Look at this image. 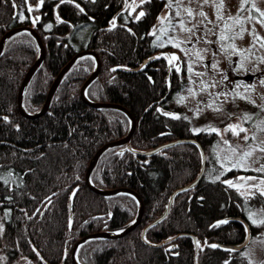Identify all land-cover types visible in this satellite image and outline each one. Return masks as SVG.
Returning <instances> with one entry per match:
<instances>
[{
    "label": "trees",
    "instance_id": "obj_1",
    "mask_svg": "<svg viewBox=\"0 0 264 264\" xmlns=\"http://www.w3.org/2000/svg\"><path fill=\"white\" fill-rule=\"evenodd\" d=\"M129 1L44 0L40 5L39 0H2L0 5V40L7 31L27 25L46 49L23 98L26 112H38L55 77L75 54L92 50L102 67L87 97L130 111L136 120L132 149L148 151L192 137L205 152L201 182L173 199L167 216L145 232L144 242L143 230L161 216L171 194L197 179L199 150L180 144L148 157L125 146L107 150L91 181L104 190L137 192L145 205L141 225L120 239L88 241L77 258L81 264H250L241 252L218 244L245 241L246 229L232 218L245 219L256 233L262 225L253 223L249 211L264 209V198L245 199L217 177L214 134L194 133L184 116L174 118L167 103L177 76L168 72L162 54L140 71H130L168 49L155 45L151 31L166 0H146L139 19L130 14ZM38 51L25 32L11 37L0 56V255L4 264L20 258L30 264H73L71 252L79 239L124 228L137 214L130 194L103 196L85 184L89 161L100 147L126 136L130 122L116 109L92 108L80 98L95 67L91 56L65 74L47 113L23 117L18 90ZM168 239L173 240L155 246Z\"/></svg>",
    "mask_w": 264,
    "mask_h": 264
},
{
    "label": "rangeland",
    "instance_id": "obj_2",
    "mask_svg": "<svg viewBox=\"0 0 264 264\" xmlns=\"http://www.w3.org/2000/svg\"><path fill=\"white\" fill-rule=\"evenodd\" d=\"M144 2L146 0H130L127 5L128 10L132 11L136 17L141 12L140 7ZM222 2L224 5L222 12L225 21L231 24L228 17H234L238 14L241 0H222ZM252 4H255L257 9L264 11V0H249V3L245 5V9L251 7ZM183 7H191L196 11H204L208 19L214 21L219 26L213 28V24H207V28H204L203 31H197L194 35L183 32L177 26L180 18L176 17L177 9L175 5L169 11L166 0V5L163 7L162 12L151 29L152 34L155 31V34H153L154 42L157 47L167 48L173 52L174 56H179V60L181 59V62H183L186 72V74H182L184 77L180 76L181 74L177 75L175 81L177 83L175 85L176 90L172 93L167 105L173 116L177 118L184 116L187 121H190L193 130L203 129L202 132L209 136L214 134L213 136L217 140L213 145L212 152L216 156L217 161L215 164L220 167L219 173L216 176L221 177L225 181H228L230 178L229 181H232V187H236L243 198L251 199L257 197L261 191H264V184L261 183L264 181V172H258L255 169L260 168L264 164V152L258 149L252 151L249 145L255 147L261 141H264V131H261L257 127L259 122L264 120V111H261V106H264V85L260 84V80L264 79V63H261L258 59L264 57V47L261 46L264 43V26H261L256 21L247 22L248 12L245 10L244 12H239V15L245 19L244 28L246 31L242 38L238 37L235 41L226 40L209 44L205 41H218L219 34L224 29V21L216 20L215 8L209 4L204 5L200 9L199 3L196 0H193L191 4H188V0H184ZM182 15L185 21L189 19L185 13H182ZM253 15H258V13L254 11ZM165 16L169 17L171 24H169L168 20L161 23L160 18ZM201 19V17L196 16L195 20H192L191 23H186V27L198 24ZM199 27L203 28L204 26L201 24ZM208 29H213L216 35L207 33ZM253 29L256 35L261 38V40L256 42L255 47L252 46L253 36L251 33ZM197 37H200V39L198 40ZM173 38L176 41H184V43L176 47L172 42ZM189 39L191 43H188ZM221 43L224 44V48H227L228 44L234 43L237 53L231 54V49L225 51L221 48ZM249 48H251L250 52L245 51ZM205 49L207 51H204ZM196 52H200L201 56L197 57ZM213 52L216 55H213ZM240 61H243V69L236 70L240 68ZM212 64H216L217 67L209 70L206 65ZM189 66L192 69L191 72L188 71ZM194 73H204V75L196 76ZM223 76H227L228 79L224 81ZM211 83H215V87L202 88V84ZM237 83H239V87H237ZM247 85H254V87L246 88ZM233 91L250 98L254 103L240 99L239 96L233 97L231 95ZM224 92L229 93L227 98L220 95V93ZM209 105H212V107H209ZM217 107L220 108V111L214 110ZM245 114L250 116L251 119L242 122ZM234 123H238L248 129L247 135L251 137L254 134L256 139L252 140L250 138L245 143L243 140L245 133H241L237 137L231 132L223 131L227 125ZM211 128L218 129L219 135L216 132L213 133ZM224 141H228L229 143L225 144ZM237 145L240 148L233 153L232 148ZM246 151H252V155L246 158L247 166L234 167L236 162L240 160L242 153ZM240 177H244V179H240ZM248 177H254V179H248ZM261 197L264 198V196ZM249 217L252 218V221L255 220L254 224L258 226V224H261L260 221L264 220V209H251ZM261 225L256 233H252L247 247L240 251L241 255L250 264H264V224ZM3 261L4 258L0 255V264H4ZM14 264H30V261L26 258H20Z\"/></svg>",
    "mask_w": 264,
    "mask_h": 264
},
{
    "label": "water",
    "instance_id": "obj_3",
    "mask_svg": "<svg viewBox=\"0 0 264 264\" xmlns=\"http://www.w3.org/2000/svg\"><path fill=\"white\" fill-rule=\"evenodd\" d=\"M1 1L0 0V5H1ZM1 7V6H0ZM28 33L30 34L31 37L34 38L37 47H39V51L37 54V59L36 61L28 68L29 70L27 71V73L25 74L23 81L20 85L19 88V93H18V111L21 113V115L27 119H36L39 118L40 116L44 115L45 113L48 112V109L50 107L51 104V99L53 97V95L55 94V92L57 91V87L60 85L63 77L65 76L66 73H68V71H70V69L72 68V66L77 63L81 58L83 57H93L94 58V69L91 72V75L89 76V78L82 84L81 86V92H80V98H82L84 100V102L89 105L90 107H94V108H99V109H103V108H108V109H116L120 112H122L128 119H129V131L127 132L126 136H124L123 138L119 139V140H115L113 142H108L105 145H103L102 147H100L97 152L95 153V155L92 157V159L89 161V166L86 170V176H85V184H87V186L89 187V189L91 191H93L94 193H98L101 194L103 196H109V195H118L119 193H125V194H130L131 196H133V198L135 199V201L137 202L138 206H137V214L135 216V218L133 220L130 221L129 225H127L124 228H121L119 230H114V231H105V232H98V233H92V234H88V236H85L81 239H79L77 241V243L74 245L73 250L71 252V259L73 264H81L79 261L78 257V252L80 250V247L86 243H88V241L90 240H94V239H120V237H124L127 234H129L131 231H133L134 229H136L138 226H140V222L142 220L143 217V211H144V202L142 201V198L140 195L137 194V192H134L131 189H127V188H123V187H118L117 189H100L97 186H95L92 181H91V176H92V172L95 169L96 164L98 163L97 161L99 160V158L109 149H113L116 147H121V146H125V150H130L133 154H135L136 156H143V157H148V155H153L155 153H158L159 151L163 150V149H167L169 147L172 146H176V145H180V144H193L194 146H196L199 150L200 153V157L202 158V164H201V171L197 177L196 180H194L191 184L186 185L181 187L180 189H177L176 191H174L170 198H169V203L167 204L165 210L163 211V213L161 214L160 217H158L157 219L153 220L151 222V224H149L142 232V239L144 242H146L145 239V232L147 230H149L151 227L159 224V222L162 221V219H164L167 214L169 213L168 211L170 210L172 203H173V199L180 193H182L183 191H187L192 189L193 187L197 186L201 180L202 177L204 175L205 169H206V157H205V152L203 147L199 144V142L195 139V138H179L178 140L175 141H171L169 143L166 144H162L159 145L157 148L152 149V150H148V151H140V150H134L131 148L130 146V142H131V137L135 131V126H136V120L135 117L132 116V114L130 113V111L125 107H122L119 104H112V103H108V102H96V101H91L88 97H87V90L89 88V86L92 84L93 81H95L98 77V74L101 71V61L99 58V55H97L94 51L90 50H82L79 51V53L75 54L74 57L69 61V63H67L64 68L59 72V74L55 77L56 79L54 80V82L51 84V86L49 87V92L47 93L46 97H45V102L44 104L41 106V108L38 110V112L35 113H28L25 111L24 108V95L26 93V89L28 87V84L30 83V81L32 80L31 78L34 76V74L38 71V67L41 65V63L43 62V60L45 59V52L46 49L43 45L41 36H39V34L37 33V31L31 27V26H22V27H15L14 29H11L9 31H7L3 36L2 39L0 40V56L4 51V47L6 45V43L11 39V37L15 36V34L18 33ZM160 54H155L153 57L148 58L146 60H144V62L142 63L141 66H139L138 68L134 69V70H130L131 72L134 71H140L142 68H144V66L146 64H148L149 62L153 61L157 56H159ZM232 220L234 222H238L240 224H242L244 226V228L246 229V237H245V241L240 243V244H218L219 247L225 249V250H232L235 252H240L241 250H243L245 247H247L248 243L250 242V238L252 236V229L250 224L248 223V221H246L245 219L242 218H232ZM122 230V231H121ZM193 242L196 244L197 246V240L195 236H192ZM173 239H168L163 241V243H160L158 245L155 246H162L165 243H168L170 241H172Z\"/></svg>",
    "mask_w": 264,
    "mask_h": 264
},
{
    "label": "snow or ice",
    "instance_id": "obj_4",
    "mask_svg": "<svg viewBox=\"0 0 264 264\" xmlns=\"http://www.w3.org/2000/svg\"><path fill=\"white\" fill-rule=\"evenodd\" d=\"M63 2H64V0H61V3H63ZM196 2L199 3L200 9H202L204 7V5L211 4V6H213L216 10V20L217 21H224V29L220 32L219 37H218V41L208 40V41H205L206 43L213 44V43H217V42H223L226 40L235 41V39L238 37L242 38L244 35V32L246 31V29L244 28L245 19L239 15V12H244L245 10H247V12H248V16L246 18L247 22L251 23L252 21H256L257 23H260L261 26H264V11L257 9L255 4H252L251 7L245 9V5L249 3V0H241V6H240V9L238 11V14L234 17L233 16L228 17V20L231 21V24H229L227 21H225V18L223 16L222 9H223L224 5H223L222 0H196ZM43 3H44V0H39L40 5H42ZM183 3H184V0H167V9L169 11L172 10L174 5H175V8L177 9L176 17L180 18L177 26L180 28L181 31L189 33L190 35H194L197 31H203L204 28H207V24H213V28H216L219 26L214 21L209 20L204 11H202V10L196 11L191 7H183ZM191 3H193V0H188V4H191ZM76 6L79 7V5H76ZM80 11H83V9L81 8ZM254 11L257 12L258 15H253ZM182 13H185L186 16L189 18L187 21H185ZM144 14H145L144 12H140L137 16V19H139V17H142ZM196 16H199L202 18L198 22V24H193L192 27H186V23H191L192 20H195ZM57 18L59 19V17H57ZM37 19H39V18L37 17ZM160 19H161V23H163L165 20H168L169 24H171V20L167 16L161 17ZM33 22L35 23V21H33ZM112 23L115 24V21H112ZM201 24L204 26L203 28L199 27V25H201ZM207 33H211L213 35H216V33L213 31V29H208ZM207 33H205V35H207ZM153 34H155V31L153 32ZM251 35L253 36L252 46L255 47L256 42L258 40H261V38L256 35L254 29H253ZM157 39H159V37H157ZM197 39L199 40L200 37H197ZM172 42H173L174 46H176V47H179L181 43H184V41H176L175 38H173ZM188 43H191L190 39L188 40ZM261 46L264 47V43H262ZM221 48L224 49L225 51H227V49H231V54L237 53V49H236V46L234 43L228 44L227 48H224V44L221 43ZM181 50H183V49H181ZM204 51H207V49H205ZM245 51L250 52L251 48L246 49ZM196 55H197V57H200L201 53L196 52ZM213 55H216V53L213 52ZM241 55H242V53H241ZM157 59H159V57H157ZM166 59H168L169 61H174V60H177L179 58L172 55V56L166 57ZM258 59L261 63H264V57H260ZM206 67H208L209 70H211V69H215L217 67V65L216 64L206 65ZM241 69H243V61H240V68L236 69V70H241ZM113 70H115V69H113ZM188 71L189 72L192 71L190 66L188 68ZM194 75L203 76L204 73H194ZM221 75H223V74L221 73ZM227 79H228L227 76H223L224 81H226ZM221 82H223V81H221ZM260 84L264 85V79L260 80ZM208 87H215V83L202 84V88L206 89ZM237 87H239V83H237ZM252 87H254V85H247L246 86V88H252ZM189 91H191V90L189 89ZM220 95H223V96H225V98H227L229 93L224 92V93H220ZM231 95H233V97L239 96L240 99H245V100H248L249 103H254V101H252L250 98H248V97H246L240 93H236L235 91H233L231 93ZM209 107H212V105H209ZM214 110L220 111V108L217 107ZM261 111H264V106H261ZM174 118H176V117H174ZM248 119H251V117L248 116L247 114H245L244 117L242 118V122L247 121ZM257 127H259L261 131H264V120L260 121L259 124L257 125ZM193 131L194 132H200V131H203V129H194ZM211 131L216 132L219 135L218 129L211 128ZM223 131L224 132H231L234 136H237V137H239L241 133H245V135L243 137V140L245 143H247L250 138L252 140L256 139V136L254 134L251 137H249L247 135L248 129L242 127L238 123L227 125L225 127V129H223ZM224 143L228 144L229 142L224 141ZM249 147L252 149V151H255L258 149L259 151L264 152V141H261L260 144L256 145L255 147H253L251 145H249ZM238 148H240L239 145L232 148L233 153H235ZM252 151L243 152L241 157H240V160H238L236 162L234 167H241V166L246 167L247 166L246 165V158L252 155ZM255 171L264 172V164H262L260 166V168L255 169ZM240 179H244V177H240ZM248 179H254V177H248ZM226 183L230 187L232 186V181H226ZM261 183L264 184V181H262ZM260 195L264 196V191H261ZM253 223H255V220H253ZM260 223L264 224V220H261ZM197 245H199V242H197ZM211 247L215 248V247H217V245H211Z\"/></svg>",
    "mask_w": 264,
    "mask_h": 264
},
{
    "label": "flooded vegetation",
    "instance_id": "obj_5",
    "mask_svg": "<svg viewBox=\"0 0 264 264\" xmlns=\"http://www.w3.org/2000/svg\"><path fill=\"white\" fill-rule=\"evenodd\" d=\"M130 14H134V13L131 11ZM157 54H160V55L162 54V56H164L166 58L168 56H172L173 52H171L169 50H165V52L159 51V52H157ZM176 57L179 58V56H176ZM166 60H167V63H168L167 69H168L169 73H173L175 75V77L177 75H180V74H181L180 76L184 77L182 74H184V73L186 74V72H185V69H184L183 62H181V59L180 60L177 59V60H174V61H169L168 59H166ZM229 180H230V178L228 179V181Z\"/></svg>",
    "mask_w": 264,
    "mask_h": 264
}]
</instances>
